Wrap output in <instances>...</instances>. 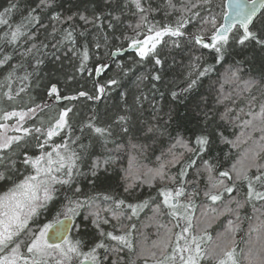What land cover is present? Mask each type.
I'll return each mask as SVG.
<instances>
[{"label": "trees", "instance_id": "1", "mask_svg": "<svg viewBox=\"0 0 264 264\" xmlns=\"http://www.w3.org/2000/svg\"><path fill=\"white\" fill-rule=\"evenodd\" d=\"M38 3L39 0H0V13L10 5H16L4 17L11 29L24 24L23 31L27 33L15 44L8 43L7 38L0 40V59L6 55L12 57L0 66V83L3 84L0 87V107L17 111L35 105H41L43 110L53 105L70 108L67 118L70 130L64 129L63 134L53 137V141L71 142L80 137L71 146L78 152L80 144L89 147L87 152L81 153V175L76 177L73 187L57 186L59 190L55 199L46 208L40 209L39 214L29 222V231L16 238L17 242H23L21 250L26 253L30 232L51 222L66 202L65 197L73 195L75 187H79L81 191L77 195L81 199L93 196L100 209H111L101 211L102 218L109 221L108 224H101L103 231H112L115 235L130 232L129 239L133 247L129 250L115 241L102 238L92 224V217L85 219V215L94 209H85L74 219L73 225L79 227L72 226L69 238L81 240L85 252L103 239L108 250H97L101 264H113V261L116 264H145L146 261L147 264H155V260L161 257L160 249L154 248L153 242L160 241L166 228L176 233L185 226L184 221L167 214L168 209L161 204L159 189H175L181 186L183 180L185 196L180 200L188 203L191 197L192 233L201 236L207 234L203 247L205 253L215 250L222 255L221 248L234 249L237 264H248L246 257L249 250H258L264 243V229L259 227L264 221V201H249L247 182L236 181L232 169L233 165L239 169L242 164L250 163L247 157L264 145L261 139L264 125L255 117L264 104V47L255 41L239 44L237 40L241 31L234 28L229 33L232 38L225 46L223 59L217 63V54L213 50L188 39L195 34L203 35L206 39L211 35L212 25L204 21L215 17L219 26L224 17L225 0H210L208 4H203L202 0H172L175 8H169L167 0H141L145 9H151L146 13L139 12L131 0H49L48 7L41 6L34 13L39 17V23L33 21L29 24L26 19L28 13ZM193 4L196 7H192ZM181 8H191V11L183 12L190 21L185 25V37H164L157 46L155 56L144 60L138 58L135 52L111 59L112 52L123 50L130 44L131 39L125 37L144 36L151 25L175 26L181 16ZM194 13L199 15L194 17ZM56 14L60 17L58 21L51 19ZM142 15L147 16V21L137 29ZM69 16L71 20L67 19ZM81 16L86 17L88 22L81 20ZM201 28L207 31L200 32ZM11 29L8 25H0V36L5 32L10 33ZM251 29L264 38V10ZM65 30L73 31L75 44L66 40L61 43ZM30 36L33 38L30 39ZM176 40L179 47L173 43ZM33 44L37 45L39 52L33 49L31 54L25 56V51ZM85 47L88 59L81 70V54ZM156 58L161 60V64H155ZM37 60L42 63L37 65ZM194 64L198 65L195 69L192 67ZM13 65H23L11 77L13 95L19 88L27 87L14 100H8L3 93L9 90L6 77ZM208 66L212 70L200 77L194 88L184 91L191 80L196 79L199 72ZM97 68L100 69L99 73ZM234 70H238V74L232 78L231 72ZM26 73L32 75L29 80L22 82L19 77ZM154 75L160 79L153 80ZM113 79L118 83L108 84ZM53 85L61 98L75 99L56 103L57 94L48 95ZM98 86H103L107 93H98ZM80 92L87 95L80 96ZM173 92L177 93L176 98H173ZM97 96L99 99L95 98ZM45 104L48 107H43ZM43 110H38L25 122V126H37L35 118ZM120 116L127 119L120 121ZM245 121L251 123L245 124ZM89 123L108 129L106 144L87 127ZM125 128L127 131H124ZM200 135H206L209 144L199 155L186 151L176 143L180 139L196 148L195 140ZM33 136L26 138L25 150L29 155H39ZM4 155L8 159L0 163V173L5 177L0 179V195L12 189L24 176L34 174L30 167L22 163L24 156L21 148L14 146ZM174 156L178 162H173ZM108 157L111 158L110 162L107 165L101 163L93 176V161L99 158L102 162ZM11 160L16 161L15 167ZM192 160L196 163L189 166ZM204 161L214 166L213 176L219 177L220 172L229 171L232 180L226 177L220 179L229 186L235 182L233 192L224 193L222 199L215 203L204 195L208 190V172ZM256 163L264 164V153L260 154ZM161 164L165 165V179L161 181L156 178L151 185L146 183L150 177L143 173L158 169ZM182 169L186 172L183 177L180 176ZM129 170L133 174L140 173V178L133 179ZM258 174L257 168L249 169L250 177ZM168 176L175 177V183L167 179ZM9 185H12L10 189L7 188ZM255 186L264 191L260 182ZM104 195H110L114 200H124L125 205L116 209L112 201L103 199ZM144 201H148V206L138 215L132 216L127 205ZM158 204H161V213L154 212ZM112 211H123L124 215L118 220L113 219ZM254 228L255 231L252 230ZM175 243V236L172 235L171 244ZM168 251L171 252V247ZM152 252L156 253L155 258L151 256ZM49 259L54 264L53 258ZM202 264H216V258H206Z\"/></svg>", "mask_w": 264, "mask_h": 264}, {"label": "snow or ice", "instance_id": "2", "mask_svg": "<svg viewBox=\"0 0 264 264\" xmlns=\"http://www.w3.org/2000/svg\"><path fill=\"white\" fill-rule=\"evenodd\" d=\"M210 0H202L203 4H208ZM131 3L136 7V9L141 13H146L151 11V9H145L141 0H131ZM169 8H175V5L172 3V0H167ZM49 0H39L36 8L32 9L28 13L26 18L28 23L31 24L33 21L39 23V17L34 15L37 8L41 6L48 7ZM229 5H226L228 7ZM231 9L232 17L231 21L228 24H220L217 26L215 17H212L210 20L205 19L204 23H210L212 25V32L209 37L206 38L203 35L195 34L189 36L190 41H194L195 44L201 45L205 49L213 50L217 56V63L223 59L225 46L228 45L230 39L229 33L236 28L237 24L239 29H242V32L238 34L237 42L241 45L245 44L248 41H255L256 44L264 47V38H261L257 32L252 31L251 25L254 23V17L256 16L258 8H264V0H231ZM16 5H10L9 8H6L4 12L0 13V25H8L11 29L9 21L4 17L7 14H10L12 9ZM192 7H196L195 4ZM181 16L177 19L175 26H170L165 24L162 27L151 25L148 26V32L145 35L143 40L137 39L135 37H125V39H131L129 47H134L136 49V55L144 60L149 56H155L157 45H159L164 37H175L182 38L185 37L186 32L184 31L185 25L190 21L186 19L183 15L184 11H191V8H181ZM199 13H194L193 16H198ZM224 16L228 17L229 13L224 12ZM52 20L58 21L60 17L58 14L51 17ZM68 20H71L72 17H67ZM81 20H84L86 23L87 18L84 16L80 17ZM147 21V16L142 15L141 21L136 25V28L139 29L141 24H144ZM44 27V25H41ZM111 27V25H109ZM24 24H18L14 29H11L10 33L5 32L3 36H0V40L7 38V42L10 44H15L21 36L26 35L23 31ZM55 32L56 29L54 28ZM207 29L201 28L200 32H205ZM81 35H84L81 32ZM139 36V32L137 33ZM30 39L33 37H29ZM66 40L72 44H75V39L73 31L65 30V35L61 43ZM177 47H179L178 40L173 41ZM44 48L47 45H43ZM55 47V45H53ZM97 47L99 45L97 44ZM33 49H36L39 52L37 45L33 44L28 48L24 55L27 56L33 52ZM75 54V53H74ZM81 60V70H83L84 61L88 59V51L85 47L82 52ZM116 55V53H112ZM12 59L11 56L6 55L3 59H0V66L5 65L8 61ZM199 59V57H197ZM37 65L42 63L41 60L36 61ZM155 64H161L159 58L155 59ZM18 67H23V65H13L12 71L8 73L6 79L9 81L7 84L8 91L3 93L4 97L8 100H14L16 96H19L20 93L24 92L25 87H21L16 91L15 95L12 93L11 77L15 74V71ZM193 69L197 68L198 65H193ZM212 70L211 66L205 67L203 71H200L196 79H192L188 84V91L194 88L200 77L205 76L208 72ZM99 73L100 69H96ZM238 70L231 72V77H237ZM32 73H26L19 79L23 81L29 80ZM192 73H189L191 76ZM153 80H159L158 75L152 77ZM118 82L116 80H109L108 84L115 85ZM251 87V84L248 85ZM0 87H3V84L0 83ZM98 93H103L105 91L103 86H98ZM53 94H57V88L53 85L49 91L48 95L51 97ZM80 96H86L87 93L80 92ZM173 98L177 97V93H172ZM90 99L92 97H89ZM99 99V96L95 97ZM56 99L59 100L61 97L57 94ZM64 99H75V97H64ZM43 107H48L45 104ZM38 110H43L41 105H35V107L28 108L27 110L21 109L19 111H2L0 114V121L7 122L15 118L16 123L14 125H9L7 123H0V152H6L13 150V145L17 148H21L23 151L24 159L22 163L25 166L30 167L34 174H29L24 176V178L14 185L12 189L8 192L0 195V264H52L50 257L53 258L54 264H101L100 259L98 258V249L108 250V246L103 242V239L97 242L93 247L89 248L87 252L83 251V242L79 239H71L66 235L67 225L69 222L73 221L77 216L81 215V212L85 209H94L89 211L85 215V219H88L89 216L92 217V224L99 230V235L102 238H107L112 241L117 242L123 247L132 249L133 245L129 239L131 233H125L121 235H115L112 231L105 232L101 228V224H108L107 219L102 218L101 211H111V209H100L99 206L95 203L96 197L89 196L83 199L80 198L78 193L81 189L75 187L73 195L65 197V203L61 205V210L57 211L55 218L48 223H44L40 226L37 231L30 232V242L26 245V253L21 250L23 242H17L15 238L19 237L21 234L29 231V222L33 220L39 214L40 209L47 207L48 203L55 199L56 193L58 192L57 186H67L69 189L73 187L76 177L81 175L80 162L83 157L81 153L87 152L88 145L80 144L78 152L71 145L75 144L80 137H76L74 140L69 142L65 140L62 143H55L53 137L59 136L61 131L69 128L68 123V114L71 112V109L61 110L58 114V117L54 122H50L45 126L44 121H40V126L26 127L25 122L36 114ZM255 117L261 121V124L264 125V104L261 105L259 113L255 114ZM120 121H125L127 118L120 116L118 118ZM251 121H245V124H250ZM88 128H91L95 134H98L103 140L104 143H107L106 133L108 129L103 127H97L92 123L87 125ZM264 131V127L261 129ZM12 131L19 133L18 135H8V132ZM83 131V129H82ZM127 131V128L124 129ZM149 132L152 131L151 128L148 129ZM33 134H36L33 136ZM33 136L36 140V147L39 149V155H29L25 150L27 148L26 138ZM264 140V136L261 137ZM178 145L183 147L186 151L193 153L194 155H199L206 150L207 145L209 144V138L206 135H200L196 137L195 143L196 148H192L189 144L183 140L178 139L176 142ZM176 145H173L175 147ZM50 148L51 150H46ZM264 153V145L259 146V151L252 152L250 157H247L250 160V163L242 164L239 169L233 165L232 171L235 172L236 181H245L247 182V199L249 201L257 200L264 201V191L258 189L255 185L257 182L261 183V187H264V164L256 163L257 159L260 157V154ZM183 154H181L182 156ZM5 159H8L6 156L0 155V163H3ZM110 157L105 158L102 162L99 158H96L93 161L92 175H96V169L101 166V163L107 165L110 162ZM173 162H178L176 157H173ZM196 161L192 160L189 164H195ZM13 167L16 165L15 160H11ZM206 166V171L208 172V190L204 192V195L211 200L213 203L222 199L224 193L231 194L235 187V182L231 186L225 184L223 179L220 177H226L229 180H232V176L229 171H222L219 173V177L213 176L214 166L210 165L208 161H204ZM255 167L257 168L258 175L255 177H250L249 169ZM165 165L161 164L158 169H149L147 172L143 173L144 176L150 177L146 180V183L151 185L152 180L159 178L161 181L165 179ZM129 175L133 179H139L140 173L133 174L129 170ZM186 175L184 169L181 170L180 176L183 177ZM4 174L0 173V179H4ZM167 179L175 183V177L168 176ZM181 186L175 189L171 188H161L159 189V196L162 197L161 204L164 208L168 209V215L185 222V226L181 229L180 232L172 233L171 228H166L164 236L160 239L159 242H153L154 248L160 249V257L155 260V264H202V260L215 257L216 264H237L235 259V250L230 249L226 250L221 248L220 252L222 255L217 254L215 250L205 253L202 249L201 244L203 243L206 233L204 236L196 235L192 233V216L189 213V209L192 207L191 197L188 198L187 204H182L180 198L185 196V189L183 187V180H181ZM130 186V185H129ZM127 191V188L125 189ZM103 199L105 201H112L116 209H121L125 205L124 200H114L110 195H104ZM161 204H158L154 212L161 213ZM148 206V201H144L140 204H128L127 208L131 210V215H138V212L143 210V208ZM240 205L238 204V207ZM183 209V211H181ZM121 215H124L123 211H112L113 219H119ZM60 216H63V220L59 219ZM131 217H129L130 219ZM231 224V222H229ZM74 227H79L78 225H73ZM179 227V224L176 225ZM134 227V225H133ZM161 227H165L161 225ZM261 229H264V221H261L259 226ZM255 231L256 229H252ZM172 235L175 236L176 243L171 244ZM59 236V242H50L53 241L55 237ZM183 241V243H180ZM171 247V252L168 251ZM113 251H119V249H113ZM151 256L156 257V253L152 252ZM106 259V257H105ZM248 264H264V243L261 244L258 250H249V254L246 257ZM113 264H116L113 261ZM147 264V261L145 262Z\"/></svg>", "mask_w": 264, "mask_h": 264}, {"label": "rangeland", "instance_id": "3", "mask_svg": "<svg viewBox=\"0 0 264 264\" xmlns=\"http://www.w3.org/2000/svg\"><path fill=\"white\" fill-rule=\"evenodd\" d=\"M146 35V34H145ZM144 36H141V37H136L137 39H140V40H143L144 39ZM131 43V41L129 42ZM158 46V45H157ZM138 57V56H137ZM139 58V57H138ZM104 93H107V91H104ZM13 109L11 110H7L6 108H1L0 107V114H2V111H12ZM61 110H64L63 108H59L57 107L56 105H53V106H50L49 108H46L45 110H43V112H41V114L39 116H37L35 118V123L37 126H40V121L43 120L44 121V124L45 126H47L48 123L50 122H54V120L58 117V114ZM0 123H7L9 125H14L16 123L15 121V118H13L12 120H9L7 122H4V121H0ZM19 133H15V132H12V131H9L8 132V135H18ZM60 134H63V130L61 131ZM14 146L13 145V149H14ZM6 152H0V155L2 156H5ZM182 204H187V202H184V201H181ZM191 210H192V207L190 208V215H191ZM181 211H183V209H181ZM16 239V238H15ZM206 239H204L203 243L201 244V247L203 249L204 245H205V242ZM180 243H183V241H180ZM27 254V253H25Z\"/></svg>", "mask_w": 264, "mask_h": 264}, {"label": "water", "instance_id": "4", "mask_svg": "<svg viewBox=\"0 0 264 264\" xmlns=\"http://www.w3.org/2000/svg\"><path fill=\"white\" fill-rule=\"evenodd\" d=\"M244 2H246V0H244ZM257 3H259V0H257ZM226 5H229L228 7H226ZM231 0H225V11H227L229 13V16L228 17H223L222 19V23L221 24H228L230 21H231V17H232V9H231ZM264 10V8H258L257 10V13H256V16L254 17V21L256 20V18L259 16V14ZM252 26V25H251ZM250 26V27H251ZM236 28H239V25L237 24ZM240 31L242 32V29H240ZM206 42H207V39H206ZM201 46V45H200ZM116 53V55H112L111 54V59H115L116 57H120L122 55H124L125 53H131V52H135L136 53V49L134 47H129V45L123 49V50H120V51H114ZM112 52V53H114ZM65 99L64 98H61L59 100L55 99L56 103H61L63 102ZM64 218H61V220H63ZM72 224H73V221L69 222L68 225H67V232H66V235L69 236V233H70V230H71V227H72ZM50 242H59V236L55 237L53 239V241H50Z\"/></svg>", "mask_w": 264, "mask_h": 264}, {"label": "bare ground", "instance_id": "5", "mask_svg": "<svg viewBox=\"0 0 264 264\" xmlns=\"http://www.w3.org/2000/svg\"><path fill=\"white\" fill-rule=\"evenodd\" d=\"M32 171H33V170H32ZM33 172H34V171H33ZM11 187H12V185H9L7 188L10 189ZM5 193H6V192H5ZM3 194H4V193H3ZM3 194H2V195H3ZM73 222H74V220H73ZM72 226H73V224H72ZM71 229H72V227H71ZM70 232H71V230H70ZM69 235H70V233H69ZM68 237H69V236H68Z\"/></svg>", "mask_w": 264, "mask_h": 264}]
</instances>
